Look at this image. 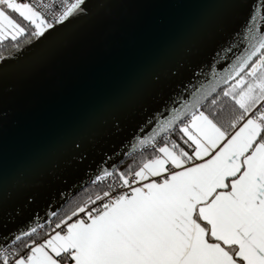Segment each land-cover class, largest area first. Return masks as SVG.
<instances>
[{
    "label": "snow or ice",
    "instance_id": "obj_1",
    "mask_svg": "<svg viewBox=\"0 0 264 264\" xmlns=\"http://www.w3.org/2000/svg\"><path fill=\"white\" fill-rule=\"evenodd\" d=\"M128 7V0H0V43L10 38L19 51L18 38L27 37L21 55L47 66L85 35L104 46L126 39L136 23L123 14ZM248 7L210 71L162 98L133 134L132 148L150 147V158L141 154L124 171L115 162L98 166L89 183H118L70 215L51 213L47 231L39 217L18 229L0 245V264H264V0Z\"/></svg>",
    "mask_w": 264,
    "mask_h": 264
},
{
    "label": "water",
    "instance_id": "obj_2",
    "mask_svg": "<svg viewBox=\"0 0 264 264\" xmlns=\"http://www.w3.org/2000/svg\"><path fill=\"white\" fill-rule=\"evenodd\" d=\"M252 2L128 0L123 14L136 23L126 39L104 46L85 35L42 67L21 55L30 45L1 60L0 245L37 217L44 224L98 166L111 170L141 149L129 143L139 125L194 73L210 71Z\"/></svg>",
    "mask_w": 264,
    "mask_h": 264
},
{
    "label": "trees",
    "instance_id": "obj_3",
    "mask_svg": "<svg viewBox=\"0 0 264 264\" xmlns=\"http://www.w3.org/2000/svg\"><path fill=\"white\" fill-rule=\"evenodd\" d=\"M27 37H20L18 38L20 44L22 45V47L20 48L19 51L15 50L12 48V41L9 39L3 41V43H0V55L4 56L5 58H8L10 56H14L19 54L24 48H26L28 45H23V41L26 39ZM1 61V60H0ZM224 87V85H222L220 87V90H222ZM230 114H231V109L228 108L227 106L224 107V110L221 112L220 114V118L222 120H224L225 122H227L230 119ZM151 152L152 150H145L143 152L141 151H136L132 154H130L127 158H125L124 161H122L119 166H118V171H124V169L127 167V165L132 164L133 163V159H135L137 161V163L139 162L140 158H141V154H143V156L145 157H149L151 156ZM118 181V178L117 180ZM107 185L108 183L106 182H100L96 185H92L89 184L87 187H85L83 190H81L80 192H78L76 195H74L65 205L63 208H61L57 213V216L62 217L64 216L65 213H68L69 215L71 214V210L74 209L77 205H81L83 203V201H85L87 199L88 196H91L93 199H95L96 194H100L101 196L103 195V192L108 190L107 189ZM89 205V204H88ZM87 205V206H88ZM79 214V213H78ZM77 217H74L73 219H76ZM52 222L56 223L57 222V217H53L52 218ZM48 229L45 228V231H47ZM39 241V240H37ZM19 243L17 242V244L15 245L16 247H19Z\"/></svg>",
    "mask_w": 264,
    "mask_h": 264
},
{
    "label": "built area",
    "instance_id": "obj_4",
    "mask_svg": "<svg viewBox=\"0 0 264 264\" xmlns=\"http://www.w3.org/2000/svg\"><path fill=\"white\" fill-rule=\"evenodd\" d=\"M161 143H162V141H161ZM145 150H151V148H150V147H144V148L139 149V151H141V152H143V151H145ZM104 182H106V183H108V184H113L114 182H115V183H118V181H114L112 177L107 178ZM100 203H101L100 201H97V203H96L95 205H93V204H89V205L86 206V208H85V213H79L78 216H85L86 213H87V211H88L89 209H91V208H93V207H97V206H99ZM52 218H53V217H51V220H52ZM48 222H49V219L44 223L45 228H47ZM52 225H53V227H54V226H55V223L52 222ZM37 242H40V241H37Z\"/></svg>",
    "mask_w": 264,
    "mask_h": 264
}]
</instances>
